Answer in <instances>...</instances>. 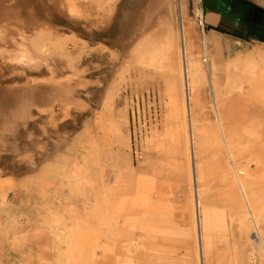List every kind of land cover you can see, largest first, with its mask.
Segmentation results:
<instances>
[{
  "label": "rangeland",
  "instance_id": "obj_1",
  "mask_svg": "<svg viewBox=\"0 0 264 264\" xmlns=\"http://www.w3.org/2000/svg\"><path fill=\"white\" fill-rule=\"evenodd\" d=\"M208 2L0 0V264H264V42Z\"/></svg>",
  "mask_w": 264,
  "mask_h": 264
},
{
  "label": "crops",
  "instance_id": "obj_2",
  "mask_svg": "<svg viewBox=\"0 0 264 264\" xmlns=\"http://www.w3.org/2000/svg\"><path fill=\"white\" fill-rule=\"evenodd\" d=\"M210 1V0H209ZM205 4L209 29L224 23V29L241 33L243 37H257L264 42V0H211Z\"/></svg>",
  "mask_w": 264,
  "mask_h": 264
},
{
  "label": "bare ground",
  "instance_id": "obj_3",
  "mask_svg": "<svg viewBox=\"0 0 264 264\" xmlns=\"http://www.w3.org/2000/svg\"><path fill=\"white\" fill-rule=\"evenodd\" d=\"M162 1H164V0H146V6L147 7H145V8H151L152 6L158 4V3L162 2ZM156 8H158V7H156ZM145 11H146V9H144V11H142V12H145ZM180 11H181L180 12V14H181L180 15V24H181V27H180V40H181L182 65H183V81H184V89H185L184 90L185 91L184 96H185L186 104L190 107L191 95H190L189 85L194 82L195 77H196V74L194 73V67H193V65L190 64L187 61V58H188L187 57V50L190 51V48L192 46L191 43H190V41H189L190 29H189V25L188 24H187L186 27L184 26V22L185 21L183 22L184 19L182 17V9H180ZM189 136H190L191 143H193L194 134H193V131H192L191 123H190V133H189ZM194 172H195V170H194ZM198 196L195 199V207H196V216H197V220H198V226L200 227V224H201V215H200V209H199V200H198L199 197ZM198 240H199V242L201 244V242H202V236H201V232L200 231H198ZM202 256H203V254H202V248H201L200 257L202 258Z\"/></svg>",
  "mask_w": 264,
  "mask_h": 264
}]
</instances>
